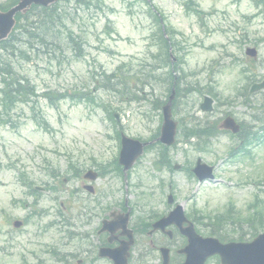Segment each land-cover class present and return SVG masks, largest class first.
I'll use <instances>...</instances> for the list:
<instances>
[{
  "label": "rangeland",
  "instance_id": "obj_1",
  "mask_svg": "<svg viewBox=\"0 0 264 264\" xmlns=\"http://www.w3.org/2000/svg\"><path fill=\"white\" fill-rule=\"evenodd\" d=\"M103 1L101 10L93 6H77L74 0L60 2L59 7L66 16V27L74 32L76 43H82L81 53L64 44L59 50H46L47 54H30L29 62L21 56L12 59L20 72L35 85L37 93L48 90L60 93L82 89L94 91L92 77L96 73L109 74L117 69L121 75L141 71V80L146 79L156 65H162L154 56L157 27L149 15L150 7H153L163 18L165 28L173 29L170 35L172 42L177 41L181 46L185 71L183 87L189 90H199L200 87L203 94L211 79L218 93V99L214 101L215 111L211 114L199 111L205 94L190 93L178 100L176 114L173 115L178 129L180 124L184 125L189 120L188 115L212 124L225 113H231L245 126L248 125L254 110L250 111L236 96L247 86V79L253 76L252 73L241 74L242 69L255 66L256 69L250 71L259 79L264 74V0H193L205 13L200 19L186 12V0H151L150 5L145 0ZM57 27L64 31L58 24ZM246 48L257 50L256 60L244 55ZM180 74L181 71L177 77ZM98 81L99 85L105 84L101 78ZM151 82L150 79V83L141 88L144 97L164 99L155 90L157 84ZM137 87L138 83L130 91L134 92ZM94 93L91 94L99 98L100 106L116 110L122 131L127 136L147 140L161 126L158 114L150 111L148 102L127 103L125 97L130 94L122 95L121 100L107 90ZM249 96L253 107L264 104V92ZM32 101L28 106L19 105L13 110L10 126H0V264H56L55 254L50 255L49 250L74 252L76 247H86L91 243V225L87 224L78 228L76 239L61 247L57 228L48 226L58 208V202L52 200L54 194L38 192L37 196H29L25 184L29 180L33 183L32 188L45 187L53 182L51 169L65 175L68 164L72 163L85 170L93 162H112L119 151L113 124L101 107L65 100L51 108L42 99ZM39 115L47 121V128L37 126L34 118ZM177 140L168 156L172 163L182 167L181 171H153L154 154L151 151L134 165L125 189L115 174L99 180L95 187L100 192V202L112 208L127 199L131 204L137 202L135 213L154 211L164 214L169 209L166 197L171 193L174 201L182 205L190 216L193 212L204 216L222 214L233 204L236 217L246 218L255 195L264 189L261 185L264 178V140L249 148L250 157L239 154L232 158L228 157V152L238 141L227 134L211 139L208 150L199 153L193 147L195 140L190 145L183 144L179 135ZM197 158L215 166L216 181L198 186L194 178L187 176L186 168L190 165L192 168ZM160 179L164 181L163 191L159 187ZM169 183L172 186H168ZM76 184L78 182L72 180L64 189L71 191ZM59 198L66 199L70 210L77 212L78 205L73 204L67 192ZM35 211L38 216L33 214ZM23 219L28 220L25 227L19 230L12 228L13 221ZM196 227L200 229V235H208L209 226ZM246 230L244 225L242 231ZM226 232L229 239L237 238L238 233L232 228H227ZM155 262L143 259L142 264ZM207 264H215V261L209 260Z\"/></svg>",
  "mask_w": 264,
  "mask_h": 264
},
{
  "label": "flooded vegetation",
  "instance_id": "obj_2",
  "mask_svg": "<svg viewBox=\"0 0 264 264\" xmlns=\"http://www.w3.org/2000/svg\"><path fill=\"white\" fill-rule=\"evenodd\" d=\"M89 170L95 173V180H92L93 178H89L92 180L89 182L83 180L84 172L79 174V178H74L73 174V178H62L63 186L52 195V198L60 199L59 206L61 210L56 211V226L60 233V239L62 240L61 247L69 245L71 241L76 239L78 237V228L87 226V224L88 226L91 225L90 233L92 234L93 241L86 247L82 245L76 247L75 250H73L74 252L59 251V253H57V249L53 252L55 253L54 260L56 264H113L108 258H100V251L103 249L117 248L120 242L124 240V237L120 236V230L112 234L109 229H103V223H110L119 215H123L127 212L129 213V227L134 237V244L130 251L128 264H142L143 259H153V262L154 260L156 261L154 264H162L159 252L162 248L168 251L169 264H181L184 261V256L179 252L184 245L180 241L177 235L178 231L173 224L167 226L165 229V233L170 232L169 236L158 231L153 233L152 225L162 216L158 217L159 215L155 214L153 211L148 214L143 212L135 213V211L133 212L135 208H132L127 200L123 201V203L119 202L113 209H111L110 206H105L104 203L100 202L98 199V194L100 192H97L95 187V184L105 177V172L97 165H93ZM89 174L90 176H94L92 173ZM72 179L73 181H77L78 184H76V187L71 189V191L65 190L64 184H67ZM87 184L92 189L91 192L85 188ZM46 187L50 186L46 185ZM44 191L46 192V190ZM64 192H67V196L72 199L74 205H78L77 212L71 209L73 211L72 213L69 205L66 203V199L61 200V198H59ZM40 193H42V191H40ZM100 195L101 199H103V195ZM171 209L172 207L166 211V214ZM134 213L136 215H134ZM175 237L178 238L177 242L175 241ZM56 256L57 258H55Z\"/></svg>",
  "mask_w": 264,
  "mask_h": 264
},
{
  "label": "trees",
  "instance_id": "obj_3",
  "mask_svg": "<svg viewBox=\"0 0 264 264\" xmlns=\"http://www.w3.org/2000/svg\"><path fill=\"white\" fill-rule=\"evenodd\" d=\"M17 1L18 0H6L4 4L0 5V9L6 10L13 6ZM91 1L92 0H80L78 3L88 6V3ZM100 5H102V2H100ZM98 9H100V7ZM31 10L37 11V19L35 20L33 31H28L27 34H25L26 36H23V32H25L23 26L27 23L28 12L24 16H17V23L12 35L9 39L0 42V124H10V113L12 110H14L18 104L29 105L33 102L32 100L37 97L48 101L50 106L56 105L57 101L65 100L67 98L71 101H77L78 103L87 102L98 105V103L95 102V97L91 94L92 92L99 90V88L114 91L120 86V84H127L129 81L135 82V80H138L135 76L121 77L120 73H114L111 75L103 73L101 81L106 84L99 85L98 81H95L93 86L94 91L84 89L80 92L72 91L71 93L65 92L59 94L45 92L38 96L35 86L30 82L27 76L22 75L17 67L14 66L12 59L20 55L28 60L30 58L28 57L27 52H32L34 50L49 51V49L51 50L55 47L60 48L61 44L68 45L70 43H75V40L72 37V33L69 31H67L66 35H63L56 28L57 34L48 32L46 29L47 25L50 23L52 25L54 22H57L63 27L65 13L57 4L48 8L32 7ZM58 35L60 38H55L54 41L49 42L51 38ZM160 38L162 37L160 36ZM17 43H19V45ZM37 43L42 44L44 47H37ZM49 44L51 45L50 48H48ZM136 95H133L134 99L138 98ZM109 117L113 120L112 114L109 113ZM258 202L262 203V208L264 209V200L262 199ZM227 221L228 220H224L225 224H227ZM248 222L251 223V237H254L260 229H264V219L262 213L258 210H254L253 214L248 219ZM237 223L239 222L237 221Z\"/></svg>",
  "mask_w": 264,
  "mask_h": 264
},
{
  "label": "water",
  "instance_id": "obj_4",
  "mask_svg": "<svg viewBox=\"0 0 264 264\" xmlns=\"http://www.w3.org/2000/svg\"><path fill=\"white\" fill-rule=\"evenodd\" d=\"M56 0H21L19 4L9 10L6 13L0 12V40L5 39L11 32L14 26V15L17 12L25 13L26 10L32 5L48 6ZM254 50H247V54L250 56L254 55ZM264 88V81L261 85L255 86L253 90ZM172 96L170 97V100ZM170 102L163 108L164 124L161 130L160 141L166 145H172L174 142L175 135V124L170 121ZM201 108L205 111L211 110V100L208 98L204 99V103ZM226 128H230L233 131L236 129L233 127L231 120H227L225 123ZM142 152V145L138 142L122 140V151L120 154V164L124 165L125 170L128 169L135 158ZM194 173L197 175L199 180L206 178H212L211 170L205 168L203 165H197ZM170 202V201H169ZM185 222L181 209L177 208L174 212L170 213L165 219L160 220L155 226L156 228H164L166 225L174 223L180 226ZM14 227H19L20 223H14ZM125 234L131 239L130 231L126 230V219L120 224ZM181 233L187 237L188 245L184 248L183 253L186 256L184 264H204L205 260L213 255L220 257V264H264V234L258 236L251 243L246 244H227L221 245L215 239H202L197 236L189 225L188 228L181 230ZM131 244V240L125 242L119 249L114 250L108 256L112 258L115 264H125L127 257V251ZM164 264H167L166 255L163 258Z\"/></svg>",
  "mask_w": 264,
  "mask_h": 264
},
{
  "label": "bare ground",
  "instance_id": "obj_5",
  "mask_svg": "<svg viewBox=\"0 0 264 264\" xmlns=\"http://www.w3.org/2000/svg\"><path fill=\"white\" fill-rule=\"evenodd\" d=\"M6 2V0H4V1H2V2H0V5L1 4H4ZM28 18H27V23H26V25H24L23 26V28H25L24 29V31L25 32H23V36H26L25 34H27V32L28 31H33V29H34V24H35V20L37 19L36 17H37V11H35V10H31V11H29V13H28V16H27ZM57 27V22H54L52 25H51V23L49 24V25H47L46 26V29L48 30V32H52V33H56L57 34V31H56V29L58 30V27ZM56 28V29H55ZM59 32L62 34V32L59 30ZM12 33L13 32H10L9 34H10V36L12 35ZM17 33H18V31H17ZM8 34V35H9ZM55 38H60V36L58 35V36H54L53 38H51L50 40H49V42H52V41H54V39ZM1 41V40H0ZM78 43V44H77ZM75 42V43H70V44H68L69 46H71L75 51H77L78 53H81V51H82V43H80V42ZM18 45H19V43H17ZM37 45V47H39V48H41V47H44V46H42V44H39V43H37L36 44ZM24 47V46H23ZM51 47V45L49 44L48 45V48H50ZM165 160H169L167 157H163ZM172 164H175V163H172Z\"/></svg>",
  "mask_w": 264,
  "mask_h": 264
}]
</instances>
